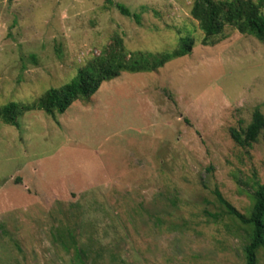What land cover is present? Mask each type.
Wrapping results in <instances>:
<instances>
[{"label": "rangeland", "instance_id": "374dc122", "mask_svg": "<svg viewBox=\"0 0 264 264\" xmlns=\"http://www.w3.org/2000/svg\"><path fill=\"white\" fill-rule=\"evenodd\" d=\"M112 1L0 0V107L72 82L116 35L133 52L194 43L64 114L0 122V264H245L216 191L248 215L264 184V131L250 149L231 136L264 114V42L229 28L205 46L194 0Z\"/></svg>", "mask_w": 264, "mask_h": 264}, {"label": "trees", "instance_id": "16d2710c", "mask_svg": "<svg viewBox=\"0 0 264 264\" xmlns=\"http://www.w3.org/2000/svg\"><path fill=\"white\" fill-rule=\"evenodd\" d=\"M105 4L111 6L113 1L105 0ZM118 7L124 15H132L125 6ZM191 15L203 32L205 46L219 43L226 37L229 28L264 42V0H194ZM134 16L137 20L140 19L139 15ZM193 47V39L187 38L170 53L133 52L128 50L123 38L116 35L99 55L92 57L80 68L72 82L48 90L32 103L11 102L1 106L0 122L18 128L20 118L29 111L41 110L51 117L64 114L73 103L90 100L104 83L119 78L122 73L156 72L171 60L191 54ZM263 131L264 114L258 108L254 111L248 127L241 131L231 129V136L239 147L250 149L258 142ZM216 196L225 214L245 233L246 242L243 247L245 264H259L260 252L264 251V184L257 185L248 215L238 211L220 191H216ZM207 214L218 218L217 215ZM76 251V257L82 259L85 251L82 249Z\"/></svg>", "mask_w": 264, "mask_h": 264}]
</instances>
